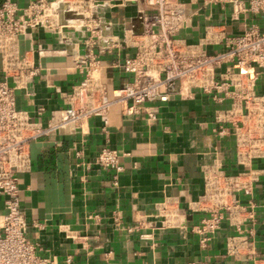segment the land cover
<instances>
[{"label": "built area", "instance_id": "1", "mask_svg": "<svg viewBox=\"0 0 264 264\" xmlns=\"http://www.w3.org/2000/svg\"><path fill=\"white\" fill-rule=\"evenodd\" d=\"M212 7L224 12L222 21H210ZM251 15H264V0H0V264L55 262L28 238L21 205L32 141L83 131L92 117L106 130L114 104L124 114L155 120L160 103L195 93L218 105L213 131L233 138L237 169L230 172L216 153L201 163L202 192L190 208L205 214L191 231L199 248L207 249L226 222L234 232L225 237L224 255L264 261L255 244L254 197L262 173L254 162L264 160V21H252ZM228 19L242 28L229 32ZM195 24L201 33L189 39L186 33ZM48 35L53 46L42 41ZM121 51L128 52L121 57ZM113 53L120 57L111 67L129 79L108 90L102 58ZM56 56L78 73L70 90L60 92L63 103L47 115L42 104L31 111L19 108L17 95H34V78L49 70L44 60ZM94 163L113 170L116 183L122 165L115 147L101 148ZM150 217L130 229L147 239L151 230L184 225L175 196L157 202ZM113 218L121 221L118 211ZM64 264L73 262L66 257Z\"/></svg>", "mask_w": 264, "mask_h": 264}, {"label": "crops", "instance_id": "2", "mask_svg": "<svg viewBox=\"0 0 264 264\" xmlns=\"http://www.w3.org/2000/svg\"><path fill=\"white\" fill-rule=\"evenodd\" d=\"M210 21H222L224 12L212 7ZM261 24L264 15H251ZM229 32H238V21H226ZM200 24L186 35L194 39ZM43 37V36H41ZM54 45L48 35L42 39ZM128 51H121L120 56ZM117 53L102 58V80L108 90L121 86L129 75L111 67ZM49 68L34 78V95H17V105L29 111L37 105L51 108L63 103L60 92L69 91L78 73L63 57L44 60ZM210 96L195 93L193 98L178 97L160 103L157 119L124 114L119 104L109 110L106 130L98 117L88 120L83 131L53 134L30 144L31 169L21 179V205L27 219V236L40 247L39 253L54 257V264H251L245 256H226L225 237L234 229L226 222L207 249H200L191 231L205 214L191 209L202 192L200 165L216 153L234 172L232 137H218L213 131ZM120 153L122 170L113 181V170L94 163L104 146ZM79 151L81 156H77ZM88 165L89 168H85ZM254 165L262 169L254 185L258 202L255 244L264 255V160ZM175 196L184 219L180 229L151 230L152 236L140 237L130 227L151 214L157 202ZM118 211L117 224L113 214ZM130 229V230H129ZM145 231H150L146 229ZM264 264V261L258 262Z\"/></svg>", "mask_w": 264, "mask_h": 264}]
</instances>
